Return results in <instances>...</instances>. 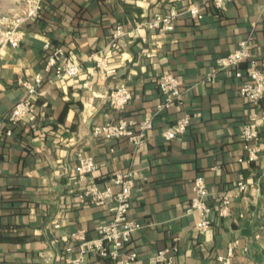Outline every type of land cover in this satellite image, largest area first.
Here are the masks:
<instances>
[{"label": "crops", "instance_id": "1", "mask_svg": "<svg viewBox=\"0 0 264 264\" xmlns=\"http://www.w3.org/2000/svg\"><path fill=\"white\" fill-rule=\"evenodd\" d=\"M12 1L6 15L21 7L22 0ZM263 1L226 0L219 9L209 0H43L41 16L22 26L19 45L1 48L0 261L72 264L65 258L76 256L79 249L70 232L84 228L92 236L94 226L111 217L106 205L81 199L79 193L87 183L105 186L111 174L134 168L141 176L128 214L141 226L125 248L136 249V264H217L215 256L230 239H237L235 264H264V123L255 140L260 147L256 160L246 159L239 135L250 108L238 92L246 79L247 60L218 69L214 80L207 78L215 58L247 36L251 56L264 69ZM195 3L201 18L182 11L173 29L145 27L105 52L114 24L128 27L169 6L184 10ZM45 39L62 45L81 68L74 76L45 78L42 92L35 96L36 128L26 120L12 123L6 114L26 93L19 81L42 69ZM103 56L115 68L113 73L93 69ZM163 72L181 78L184 102L154 113L162 98L157 77ZM120 82L132 95L121 113L135 119L154 113L144 145L92 134L93 125L121 114L105 96ZM259 106L264 109V99ZM193 111L197 115L184 132L163 137L165 127ZM81 153L97 164L86 180L77 179L74 172ZM238 173L249 182L241 193L230 190ZM200 175L212 207L225 191L232 194L231 214L212 211L211 225L202 232L195 225L198 214L184 211L194 177ZM69 243L72 248L66 253ZM161 248L172 255L169 263L151 261ZM87 258L92 264H110L92 251Z\"/></svg>", "mask_w": 264, "mask_h": 264}, {"label": "built area", "instance_id": "2", "mask_svg": "<svg viewBox=\"0 0 264 264\" xmlns=\"http://www.w3.org/2000/svg\"><path fill=\"white\" fill-rule=\"evenodd\" d=\"M213 6L222 9L226 0H209ZM264 5V1L262 6ZM42 0H22L21 7L0 19L2 27L0 28V62L2 58V47L18 46L22 38L21 28L28 20L41 16ZM186 11L193 18H201L202 10L198 4H189L184 10L169 6L165 11H156L148 18L137 21L128 27L121 23L112 26L111 35L104 48L106 53H111L117 46L118 42L124 37H135L140 30L147 27L157 29L159 31L171 30L174 28V22L178 15ZM42 47L46 50V57L43 67L40 71L34 72L27 79H21L19 82L25 88L24 97L17 100L6 117L10 122L26 120L29 126L36 128L37 115L35 111V96L42 92L41 86L47 76L53 79L61 78L63 75H76L81 64L73 60L61 45L53 44L49 39H45ZM251 37L247 36L238 41V45L225 54L217 56L214 67L207 75L209 80H214V74L218 69L227 68L238 65L241 61L247 60V68L245 71L246 79L241 83L238 92L246 98L250 104L247 117L241 125L240 139L246 150L248 161L258 158L259 145L255 142L258 137L260 126L264 123V109L260 108V102L264 99V69H262L256 58L250 54ZM103 68L105 73H113L114 67H109L106 57L103 56L95 61L94 70ZM93 70V71H94ZM91 71V73H93ZM239 75L240 72L236 71ZM86 81L85 83H87ZM181 78L171 72H163L157 77V86L161 100L156 104L154 113L166 107L181 106L184 97L181 89ZM105 96L109 105L119 113L123 112L126 105L132 98L131 89L125 82L109 90ZM153 114L145 115L140 119L128 117L121 113L116 119L99 122L92 126V134L96 137L102 136L105 139H115L119 137L125 138L131 145L140 146L147 142V132L153 124ZM197 115V112H185L176 121L165 127L162 132L164 138L170 139L177 134H181L186 130V126L190 120ZM0 129V134H1ZM6 132H9L7 129ZM241 160V157H238ZM97 167L94 158L89 154H79L77 162L74 166V172L79 180H86L91 172ZM137 169H129L126 171H116L108 177L109 183L105 186H98L95 183H87L79 193V198L90 199L97 205H106L111 217L100 220L94 228V235L87 236L85 229H76L70 232L73 241L78 242L79 252L74 257H66V261L72 264H92L87 258V253L92 251L98 256L109 259L110 264H136V249H126L125 245L130 240L135 229L141 226V222L135 217L128 214V208L131 203V194L136 183L137 177H140ZM118 185L116 190L112 186ZM249 186V182L242 173H238L237 178L232 182L230 190L238 193L245 191ZM209 189L205 178L195 176L192 183V196L186 204L185 212H196L198 214L196 220V229L200 232L209 229L211 225L210 214L215 211L219 216H227L231 214L230 203L231 193L225 191L220 196L218 202L212 207L207 197ZM58 226L56 222L54 224ZM237 239H230L226 242L223 252H219L215 256L217 264H235L233 261ZM72 244L69 243L64 248L67 252L71 251ZM172 255L168 254L167 248L159 249L151 261L169 263ZM0 264H3L0 261Z\"/></svg>", "mask_w": 264, "mask_h": 264}, {"label": "rangeland", "instance_id": "3", "mask_svg": "<svg viewBox=\"0 0 264 264\" xmlns=\"http://www.w3.org/2000/svg\"><path fill=\"white\" fill-rule=\"evenodd\" d=\"M13 5L12 0H0V19H2L6 15L7 10L9 9L10 6ZM2 27L0 23V28Z\"/></svg>", "mask_w": 264, "mask_h": 264}, {"label": "trees", "instance_id": "4", "mask_svg": "<svg viewBox=\"0 0 264 264\" xmlns=\"http://www.w3.org/2000/svg\"><path fill=\"white\" fill-rule=\"evenodd\" d=\"M42 3H43V0H42ZM111 30H112V29H111ZM191 120H192V119H191ZM191 120H190V122H191ZM190 122H189V123H190ZM173 123H174V122H173ZM173 123H172V124H173ZM1 262H2V261H1ZM2 263H3V262H2ZM3 264H4V263H3Z\"/></svg>", "mask_w": 264, "mask_h": 264}]
</instances>
